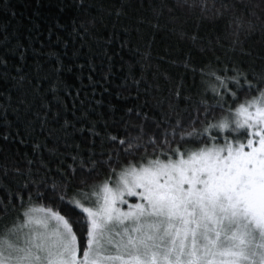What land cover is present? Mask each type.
<instances>
[{
	"label": "trees",
	"instance_id": "1",
	"mask_svg": "<svg viewBox=\"0 0 264 264\" xmlns=\"http://www.w3.org/2000/svg\"><path fill=\"white\" fill-rule=\"evenodd\" d=\"M230 2L255 26L241 34L242 48H233L230 15L201 19L177 0H0V59L7 62L0 64V209L15 205L0 212V230L24 205L47 203L35 197L38 186L25 188V181L40 180L51 190L64 182L63 168L70 175L60 194L74 195L80 173L70 166L79 169L81 158L115 159L119 140L109 134L123 135L124 121L140 118L137 110L163 131L164 121L186 122L189 113H203L204 104L215 106L217 76L234 75L233 67L264 70V0ZM220 115L217 109L208 119ZM98 171L96 179L103 180L106 167Z\"/></svg>",
	"mask_w": 264,
	"mask_h": 264
},
{
	"label": "snow or ice",
	"instance_id": "2",
	"mask_svg": "<svg viewBox=\"0 0 264 264\" xmlns=\"http://www.w3.org/2000/svg\"><path fill=\"white\" fill-rule=\"evenodd\" d=\"M177 7L198 10L210 21L230 15L234 49L242 48V33L255 30L230 0H177ZM232 71L216 77L221 90L212 89L215 106L201 102L203 113H189L186 122L164 121L161 131L159 122L137 110L140 118L124 121L123 135L109 134L119 140L115 159L81 158L79 169L70 166L80 173L74 195L60 194L70 175L63 168L64 182L51 190L40 180L25 181V188L37 185L35 197L47 203L24 205L0 230V264H264V70ZM240 93L244 99L236 103ZM156 103L163 108L162 100ZM174 107L169 104V111ZM217 109L221 115L210 121ZM105 167V178L96 179ZM9 207L15 205L0 212Z\"/></svg>",
	"mask_w": 264,
	"mask_h": 264
},
{
	"label": "rangeland",
	"instance_id": "3",
	"mask_svg": "<svg viewBox=\"0 0 264 264\" xmlns=\"http://www.w3.org/2000/svg\"><path fill=\"white\" fill-rule=\"evenodd\" d=\"M113 183L115 182V178L113 179V181H112ZM125 199H126V201H128V202H131V203H134L135 202V199L134 198H132V197H125ZM121 207H127V204H122V205H120Z\"/></svg>",
	"mask_w": 264,
	"mask_h": 264
}]
</instances>
